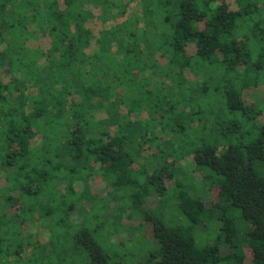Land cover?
I'll return each mask as SVG.
<instances>
[{"label":"trees","instance_id":"1","mask_svg":"<svg viewBox=\"0 0 264 264\" xmlns=\"http://www.w3.org/2000/svg\"><path fill=\"white\" fill-rule=\"evenodd\" d=\"M97 176L143 264H264V0H0V264L73 227L128 264L84 224Z\"/></svg>","mask_w":264,"mask_h":264},{"label":"rangeland","instance_id":"2","mask_svg":"<svg viewBox=\"0 0 264 264\" xmlns=\"http://www.w3.org/2000/svg\"><path fill=\"white\" fill-rule=\"evenodd\" d=\"M96 183L93 184L94 186V192H102L104 194V197L102 199H97V203L93 207L94 210L92 212V216H87V219L84 221V224L92 231L93 235L102 245L108 254L113 253H121L123 251H126L127 256V262L128 264H143L144 259H142L147 251L152 250L155 248L156 240L153 237L152 234V228L151 225L150 229L147 224H144L143 229L141 230L140 227H136L135 225H128L126 224V230H120V234L117 235L115 238V228L111 221H114V219L118 218L121 214V210L119 209L116 211V216L111 219V221L106 222V226L102 227V224L105 222L103 221L104 214L107 212L108 208L111 205L110 202V195L106 191L112 189L109 182L111 181H104L101 177L95 178ZM109 180H112L111 178ZM108 182V184H107ZM80 182L77 183V186H79ZM180 188H173L169 190V194L173 197H176L178 194V190ZM74 190V186L68 187L62 185L60 188V191H58V194L60 195L55 203V207L58 206V201L61 202L62 196L66 194V199H69V201L75 200V194H72ZM119 194V193H118ZM206 205H210L213 194L212 192H205L202 194ZM94 196H91L89 200H93ZM124 204H127V201L125 200ZM170 209L173 212H178V206L177 204H171ZM123 221L125 223V220L129 219L128 215H124ZM133 224H137V221H133ZM36 227V222L33 223L34 228ZM74 229V230H73ZM71 229L70 231L66 232L64 231L59 232H53V229H50L48 240H50L48 247L55 251V258L53 260L54 264H83L84 259L87 257L88 259V251L84 247V244L87 240V236L84 233H81V231L78 228ZM128 233H127V232ZM67 233H70L67 238ZM129 234V235H128ZM130 235H132L130 237ZM79 239V241L77 240ZM203 238V237H202ZM201 238V239H202ZM205 238V237H204ZM16 262V258L13 259V262Z\"/></svg>","mask_w":264,"mask_h":264}]
</instances>
